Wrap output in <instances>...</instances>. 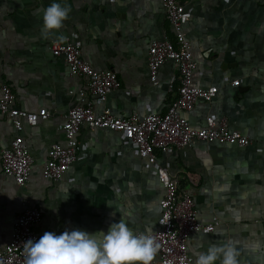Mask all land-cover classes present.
Instances as JSON below:
<instances>
[{
    "label": "crops",
    "instance_id": "1",
    "mask_svg": "<svg viewBox=\"0 0 264 264\" xmlns=\"http://www.w3.org/2000/svg\"><path fill=\"white\" fill-rule=\"evenodd\" d=\"M180 1L190 14L182 30L197 64L192 83L218 88L211 101L198 100L185 117L193 127L204 126L207 118L225 119L249 140L245 146L194 141L158 154L181 186H193L197 219L214 223L212 232L191 235L189 264H195L196 252L226 241L240 251V264H264V0ZM53 2L70 5L71 12L60 30L45 36L42 14ZM172 37L161 0H0V92L8 84L16 106L49 112L35 125L23 123L33 158L26 185L5 176L0 162V249L10 239L23 200L41 210L35 228L40 236L76 228L107 233L121 218L134 231L158 229L163 187L155 167L138 157L122 133L84 127L78 158L60 178L49 182L42 169L50 146L65 145L59 124L80 103L85 86V80L69 74L62 57L53 55L52 46L78 42L94 68L116 73L120 87L105 103L93 105L94 114L107 107L114 115L141 117L163 113L176 97L172 61L159 68L156 85L147 69L150 42ZM14 134L0 113V145L7 146Z\"/></svg>",
    "mask_w": 264,
    "mask_h": 264
},
{
    "label": "built area",
    "instance_id": "2",
    "mask_svg": "<svg viewBox=\"0 0 264 264\" xmlns=\"http://www.w3.org/2000/svg\"><path fill=\"white\" fill-rule=\"evenodd\" d=\"M161 4L173 37L150 42L147 53L149 80L152 84L158 83L159 68L166 61H172L178 73L176 89L175 78L169 81V89H175L176 97L163 113L148 112L141 117L136 114L118 116L104 107L99 114H94L93 105L105 103L108 94L120 87L116 73L111 69L94 68L83 58L78 42H57L52 46L53 55L62 57L69 74L85 80V86L79 93L80 103L71 107L59 124L66 138L65 145L53 143L50 146L42 175L47 181L53 182L78 158L81 150L78 135L84 127L122 133L135 148L138 157L155 167L156 177L163 187L158 229L154 231L161 248L152 264H189L191 256L188 241L191 235L212 232L214 223H203L197 219L193 186L190 185L189 190L181 186L177 176L169 173V164L160 163L158 154L172 153L194 141L245 146L249 140L247 136L231 130L225 119L215 121L207 118L202 127L189 124L185 113L192 110L198 100L211 101L218 88L215 85L203 87L192 83L197 64L182 30V26L190 19L184 3L180 0H161ZM0 113L11 121L15 132L7 146L0 145L1 169L5 176L22 187L29 180L33 164L22 136L23 123L35 125L39 118H48L49 112L38 114L19 108L15 105L11 86L4 84L0 92ZM41 216L38 207L27 200L22 201V210L13 222L10 239L0 249V264H24L25 242L41 237L35 230Z\"/></svg>",
    "mask_w": 264,
    "mask_h": 264
},
{
    "label": "clouds",
    "instance_id": "3",
    "mask_svg": "<svg viewBox=\"0 0 264 264\" xmlns=\"http://www.w3.org/2000/svg\"><path fill=\"white\" fill-rule=\"evenodd\" d=\"M71 6L53 2L42 14L43 32L51 35L69 18ZM64 41L67 37L60 35ZM153 227L134 231L124 219L110 224L107 233H89L79 228L61 234L46 231L38 240L24 244V264H152L160 251ZM195 264H240V251L231 241L210 244L195 253Z\"/></svg>",
    "mask_w": 264,
    "mask_h": 264
}]
</instances>
